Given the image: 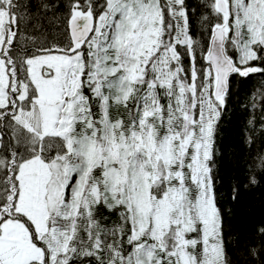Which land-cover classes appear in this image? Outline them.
<instances>
[{"label": "snow or ice", "instance_id": "1", "mask_svg": "<svg viewBox=\"0 0 264 264\" xmlns=\"http://www.w3.org/2000/svg\"><path fill=\"white\" fill-rule=\"evenodd\" d=\"M255 73L264 0H0V264H227L215 133Z\"/></svg>", "mask_w": 264, "mask_h": 264}, {"label": "trees", "instance_id": "2", "mask_svg": "<svg viewBox=\"0 0 264 264\" xmlns=\"http://www.w3.org/2000/svg\"><path fill=\"white\" fill-rule=\"evenodd\" d=\"M189 3L196 7L200 0ZM262 97L264 73L234 76L216 127L211 164L227 264H264V235L258 231L264 225V175L257 174L255 184L249 182L252 160L264 153ZM105 215L115 219L106 210Z\"/></svg>", "mask_w": 264, "mask_h": 264}]
</instances>
